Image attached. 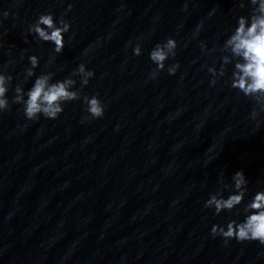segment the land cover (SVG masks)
<instances>
[{
	"label": "clouds",
	"instance_id": "1",
	"mask_svg": "<svg viewBox=\"0 0 264 264\" xmlns=\"http://www.w3.org/2000/svg\"><path fill=\"white\" fill-rule=\"evenodd\" d=\"M256 7L250 17L241 16L238 18V26L234 33L225 41L224 49L230 50L234 56L241 57L243 63L235 64L236 71L233 73L231 87L238 89L245 96L253 99L259 106V112H264V0H250ZM71 5L67 11L71 10ZM66 14V13H65ZM8 16L7 12L3 13ZM251 23H248V20ZM70 29V24L63 18L59 24L54 20L51 12L39 15L35 23L29 27V32L34 34L39 40L51 42L55 45L54 51L60 53L63 51L65 41L64 34ZM199 28L197 30L198 34ZM177 41L169 37L163 43H158L150 52L151 61L157 66L151 73L150 79H156L160 71L165 69V62L169 58L176 56ZM206 46L201 43V49ZM136 56L142 54V48L139 43L133 49ZM223 63L228 62L227 57L221 58ZM30 65L26 70L25 80L35 75L34 69L39 64L37 56L29 57ZM179 63H174L167 68L169 75H175L179 69ZM214 79L212 84L216 83V77L223 76V71L217 72L214 67L208 69ZM54 73H41L36 77L33 86L25 93L21 85H16L12 103L23 105L24 115L29 120H36L40 114L49 119H56L64 110L63 105L66 102L83 99L86 105V112L92 119L101 118L105 112V105L98 96L85 95L82 89L88 85L90 78L94 76L92 70H88L84 63H81L72 73L71 77L53 82ZM80 77V89L73 90L76 80L72 77ZM13 77L0 71V112L10 108L7 93L11 86ZM25 95L27 99H25ZM258 111L253 110L250 118L256 121L259 127ZM88 117H85L87 120ZM235 192L224 198L223 192L210 194L209 199L204 204L206 209H214L215 214L219 215L223 211L231 212L236 206L240 205L246 195L248 180L244 172L237 171L232 176ZM245 219L243 222L236 220L230 221L226 228L220 225H213L211 234L213 236H222L225 243L235 238L239 242L258 241L264 245V191H258L253 199L245 206Z\"/></svg>",
	"mask_w": 264,
	"mask_h": 264
}]
</instances>
